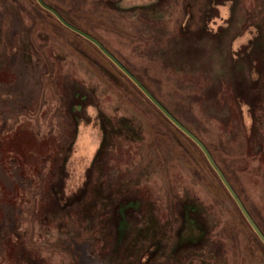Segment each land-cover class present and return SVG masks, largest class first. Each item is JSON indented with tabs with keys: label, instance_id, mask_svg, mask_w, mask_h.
I'll return each mask as SVG.
<instances>
[{
	"label": "rangeland",
	"instance_id": "374dc122",
	"mask_svg": "<svg viewBox=\"0 0 264 264\" xmlns=\"http://www.w3.org/2000/svg\"><path fill=\"white\" fill-rule=\"evenodd\" d=\"M46 1L95 19L264 233V0ZM75 43L0 0V264H264L198 148Z\"/></svg>",
	"mask_w": 264,
	"mask_h": 264
},
{
	"label": "water",
	"instance_id": "95a60500",
	"mask_svg": "<svg viewBox=\"0 0 264 264\" xmlns=\"http://www.w3.org/2000/svg\"><path fill=\"white\" fill-rule=\"evenodd\" d=\"M36 3L43 8L44 10L50 12L54 15V17L66 28L71 30L85 39H87L90 43L94 44V46L100 50L107 59H109L113 65H115L127 78L131 80V82L148 98V100L158 109L164 116L167 118L177 129H179L182 133L185 134L198 148L202 151V154L207 160V163L213 169L214 173L224 185V189L232 198V200L237 205L236 207L240 211L243 218L248 223L249 227L252 231L257 235L260 242L264 245V233L258 227V223L254 220V218L250 215L247 209L244 207V203L242 202L239 195L233 189V186L230 184L228 179L226 178L223 170L219 167V165L215 162L213 157L210 154L208 147L205 145L203 141H201L190 129L184 126L180 121H178L174 114H172L164 105H162L155 95H153L137 78L131 71H129L122 62L111 53L106 47L105 44L100 41L98 38L89 34L87 31H84L77 26L71 24L68 20H66L55 8L54 6L46 3L44 0H36Z\"/></svg>",
	"mask_w": 264,
	"mask_h": 264
},
{
	"label": "trees",
	"instance_id": "16d2710c",
	"mask_svg": "<svg viewBox=\"0 0 264 264\" xmlns=\"http://www.w3.org/2000/svg\"><path fill=\"white\" fill-rule=\"evenodd\" d=\"M31 1V3L35 4L36 6V10L38 11L39 15H41L43 18L45 19H49L53 24L57 25L62 31L66 32L69 36H71V38H73L74 40H76L77 42H79V44H76L75 43V46L72 48V50L76 51V52H81L82 54H84L85 56H96V57H103L107 62H109L110 66H112L113 68H115L117 71H119L122 76L128 80V82H130L134 87L135 89L139 92V94H141L143 96V98H145V100L150 104L152 105L155 109L156 107L148 100V98L131 82V80L129 78H127L115 65L112 64V62L107 59L105 57V55L100 51L98 50L94 44L90 43L87 39H85L84 37L74 33V32H71V30H69L68 28H66L64 25H62L55 17L53 14H51L50 12L44 10L43 8H41L37 3H36V0H29ZM46 3L50 4V5H54V4H51L49 2H47L46 0H44ZM54 8L66 19L68 20L69 22H71V24L77 26L78 28L84 30V31H88V33L90 32L91 34H95V32H93V29L91 28L92 27V24L94 23L95 19L89 15H83V14H74L72 13L70 10H63L62 8L54 5ZM35 14H31L30 18L31 19V24L33 28V30L35 31H38V34L39 35H48L51 37V39L53 38L54 40L56 39V37H54L55 35L53 34V31L48 29V26L46 24L43 23H40L39 20L38 22H36V20L34 19L35 16H33ZM46 32V33H45ZM32 33L29 32V37L28 38H31V35ZM96 35V34H95ZM60 42H62L61 40H59ZM22 42V41H21ZM66 43V45H68L69 43L67 42H64ZM88 43V45L86 44ZM21 46V43L19 44ZM36 46V45H35ZM73 46V45H72ZM87 46V48H86ZM78 47V48H77ZM21 48V47H19ZM85 48V50L87 49L89 52H91L92 55H90V53L88 54L87 50L86 52L83 51V49ZM119 59V58H118ZM120 60V59H119ZM95 61V60H94ZM122 62V60H120ZM122 64L124 66H126L124 64V62H122ZM128 68V67H127ZM130 70V69H129ZM108 71V70H107ZM131 71V70H130ZM132 72V71H131ZM134 74V73H133ZM136 76V74H135ZM137 77V76H136ZM138 78V77H137ZM141 82V81H140ZM142 83V82H141ZM144 85V83H142ZM145 86V85H144ZM146 87V86H145ZM156 111L159 113V115L161 116V118H163L165 120V122L173 129L174 132H180L181 134H183L184 137H186L187 139H189L187 136H185L184 133H182L179 129H177L167 118H165V116L158 110L156 109ZM99 117L100 119L103 118L104 116V113L103 112H99ZM190 140V139H189ZM190 142L196 146L191 140ZM198 148V146H196ZM198 150L200 151L199 153L202 154V151L198 148ZM204 160L207 162L206 158L204 157V155L202 154ZM208 167L210 168V171L216 176V174L214 173L213 169L210 167V165L207 163ZM218 179V177H217ZM219 180V179H218ZM220 184L222 185L223 189H224V185L221 183V181L219 180ZM224 191L226 192V190L224 189ZM226 194L229 196V194L226 192ZM229 198L232 200V198L229 196ZM233 201V200H232ZM233 203L235 204V202L233 201ZM236 205V204H235ZM237 206V205H236ZM245 220V219H244ZM248 228L251 230V228L249 227V225H247ZM186 228V227H185ZM194 231L197 233H199L198 230H193L191 232H189V230L186 228V232H185V238H190V236L193 235ZM252 231V230H251ZM184 236V234L182 235ZM256 238L258 239V237L256 236ZM258 243L264 248V246L259 242L258 240Z\"/></svg>",
	"mask_w": 264,
	"mask_h": 264
}]
</instances>
